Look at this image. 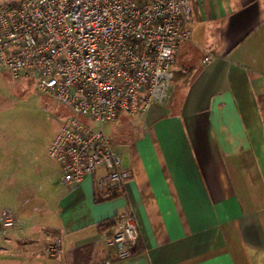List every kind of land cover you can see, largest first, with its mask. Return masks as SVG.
Returning a JSON list of instances; mask_svg holds the SVG:
<instances>
[{"label":"crops","instance_id":"obj_1","mask_svg":"<svg viewBox=\"0 0 264 264\" xmlns=\"http://www.w3.org/2000/svg\"><path fill=\"white\" fill-rule=\"evenodd\" d=\"M190 15L171 100L114 125L124 192L99 193L102 172L76 188L14 175L9 264H264V0H191ZM128 215L141 239L120 261L104 239Z\"/></svg>","mask_w":264,"mask_h":264},{"label":"built area","instance_id":"obj_2","mask_svg":"<svg viewBox=\"0 0 264 264\" xmlns=\"http://www.w3.org/2000/svg\"><path fill=\"white\" fill-rule=\"evenodd\" d=\"M190 2L24 0L0 8V70L14 81L33 80L65 110L48 154L68 187L102 172L99 193L110 198L124 192L132 174L116 149L114 125L171 100L173 64L192 39ZM2 220L3 231L17 226L9 210ZM140 239L128 215L104 242L123 261ZM47 254L63 255L61 241Z\"/></svg>","mask_w":264,"mask_h":264},{"label":"rangeland","instance_id":"obj_3","mask_svg":"<svg viewBox=\"0 0 264 264\" xmlns=\"http://www.w3.org/2000/svg\"><path fill=\"white\" fill-rule=\"evenodd\" d=\"M64 113L55 98L36 89L33 80L14 81L0 70V264L18 256L15 246L5 242L13 239L15 228L3 231L1 227L2 212L13 211L12 179L14 175L34 178L42 169L60 175V165L48 152Z\"/></svg>","mask_w":264,"mask_h":264},{"label":"trees","instance_id":"obj_4","mask_svg":"<svg viewBox=\"0 0 264 264\" xmlns=\"http://www.w3.org/2000/svg\"><path fill=\"white\" fill-rule=\"evenodd\" d=\"M175 80H176V76H175ZM115 221H116V220H111V221H109V222H107V223H105V224H102L101 226L104 227V228H106L107 226L114 225V224H110V223H114ZM115 225H117V224H115ZM120 225H121V224H120ZM120 225H119V226H120ZM119 226L116 227V230L119 228ZM114 232H115V231L109 233L107 236H111Z\"/></svg>","mask_w":264,"mask_h":264}]
</instances>
